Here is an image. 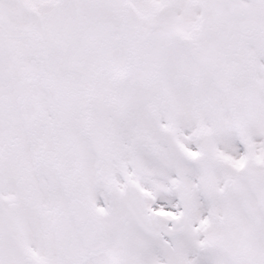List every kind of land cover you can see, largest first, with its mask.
Returning a JSON list of instances; mask_svg holds the SVG:
<instances>
[{
  "label": "snow or ice",
  "instance_id": "6c2138e0",
  "mask_svg": "<svg viewBox=\"0 0 264 264\" xmlns=\"http://www.w3.org/2000/svg\"><path fill=\"white\" fill-rule=\"evenodd\" d=\"M0 264H264V0H0Z\"/></svg>",
  "mask_w": 264,
  "mask_h": 264
}]
</instances>
